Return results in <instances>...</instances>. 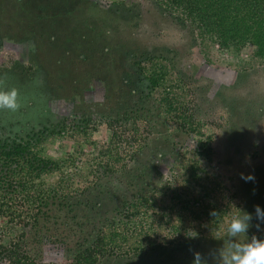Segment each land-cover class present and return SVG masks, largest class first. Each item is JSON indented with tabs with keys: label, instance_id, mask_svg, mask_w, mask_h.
I'll list each match as a JSON object with an SVG mask.
<instances>
[{
	"label": "trees",
	"instance_id": "obj_1",
	"mask_svg": "<svg viewBox=\"0 0 264 264\" xmlns=\"http://www.w3.org/2000/svg\"><path fill=\"white\" fill-rule=\"evenodd\" d=\"M138 1L0 0V86L26 98L15 115L0 109V242L19 233L0 244V264H46L47 242L63 246L72 264H193L195 252L214 264L230 238L203 242L202 220L217 227L224 216L252 213L247 234L231 238L241 242L264 229L255 217L257 205L264 209V89L247 71L264 65V0H145L191 35L187 53L119 37L126 24L143 27ZM200 40L244 68L215 97L192 53ZM87 89L97 95L88 110ZM58 101L80 109L62 116ZM252 102L256 113L245 107ZM101 126L104 144L95 140ZM158 142L169 151L155 155ZM224 189L233 195L220 211L214 196Z\"/></svg>",
	"mask_w": 264,
	"mask_h": 264
},
{
	"label": "rangeland",
	"instance_id": "obj_2",
	"mask_svg": "<svg viewBox=\"0 0 264 264\" xmlns=\"http://www.w3.org/2000/svg\"><path fill=\"white\" fill-rule=\"evenodd\" d=\"M105 1H111V2H119L122 0H105ZM141 0L138 1L140 3V6L138 5V12L142 13V18L141 21H143V27H138L137 30L131 29V31L128 29V26L126 27V22H125V27L124 30L127 29L128 32L125 31V33L121 34L119 37L125 41L127 45L135 46L137 45L139 48H147V45L151 44L152 45H162L164 44L168 48L176 49L177 52H182V53H187L189 51V44L191 41V35L188 34L185 31H182L181 28H178L174 24H172V20L169 22L167 21L166 23V16L164 14H161L157 9L154 10V8L150 7L151 13L149 12V4L145 2H140ZM152 24V31L150 30V25ZM131 26H134L133 22H129ZM166 25V26H165ZM163 31V35L161 37H158L160 31ZM134 31L136 34L130 35V33ZM119 34L117 33V36ZM116 35H113V39H117ZM131 37L133 39H131ZM126 39V40H125ZM136 39V41H135ZM134 40V42L131 44V41ZM130 42V43H129ZM199 48L195 49L193 53V56L200 60L199 62L201 64H204L203 69L204 71V76L207 78L208 84L210 82L209 86V95L215 97L216 94L219 92V90L226 91V87L231 86L235 82V77L237 76L236 74H240L241 70H244L242 68V65H238L236 63V57L231 55V54H225L223 56L218 55L215 50L212 48V46L209 44V42H203L200 40V43L198 42ZM8 47V46H7ZM185 47V48H184ZM8 50H11L15 52L16 57L22 58V53L16 48V47H8ZM184 49V50H180ZM184 51V52H183ZM6 52L3 53L4 57H7ZM178 60V59H177ZM182 59L179 58V61ZM186 60H192L190 59H183L182 61ZM249 68L247 71H251L253 68V72H256L255 78H254V87L253 88H258V89H264V65L261 63H256L253 62L251 66H248ZM259 73V74H258ZM205 81V80H204ZM206 82V81H205ZM251 84V86H253ZM208 93V92H207ZM228 94L227 92H225ZM85 99L87 102V105L84 107L87 108L86 110L90 109V104L95 102L97 99V95L95 92L91 89H87L85 92ZM23 97V96H22ZM26 98H19V100H23ZM75 103V106L73 108V105ZM257 103L252 102L247 104L245 107L249 110L250 113H256L257 111ZM55 110L59 114L63 115H71L75 110H79L80 106L79 104H76V102H63L61 104L55 103ZM83 107V106H82ZM255 110V111H254ZM17 109L13 110L11 112V115H15L17 112ZM234 114V113H233ZM33 115V114H32ZM24 117H21L20 120L23 121ZM217 118H219V121L222 123H227V120L229 119V116L227 115L226 112L222 111L219 115H217ZM232 118V117H231ZM235 118V117H234ZM233 119V118H232ZM225 120V121H224ZM224 125V124H223ZM264 126V124L262 125ZM263 129V128H262ZM213 132H219L217 130V127H214ZM257 134L261 135V141H263V130H260L257 132ZM263 136V137H262ZM72 138V137H71ZM70 140V139H69ZM74 140V139H73ZM96 142L99 144H104L108 141V132L105 126H101L96 138ZM71 141V140H70ZM264 145V142H261V147ZM190 146H197L196 142H190ZM57 146L53 148H49V154L50 156H60L64 150H66V147L63 145V148H56ZM164 148L165 151L168 150V145L164 146L162 142H158L156 144V147L153 146L152 149L155 152V155L159 154V150ZM195 148V147H194ZM158 149V150H156ZM192 150V149H191ZM169 151V150H168ZM85 154L88 157H91V155L94 153V148L89 146L85 149ZM193 158V156H192ZM171 161V160H169ZM159 169L161 172H163L165 175L171 174V169L169 167V163H164V161H160L158 163ZM205 169V167H203ZM209 170V174L214 173L215 174V165H212L210 168H207ZM206 170V169H205ZM205 170H202V173L205 172ZM226 176V175H225ZM224 176V177H225ZM221 179H224L223 177H220ZM225 180V179H224ZM223 181V180H222ZM232 192H227V190H221L220 193L214 196V200L218 201L219 204V210L220 211H226L225 208H222L223 204H226V200L224 199L225 197L232 196ZM240 199V198H239ZM238 204L240 205L239 200L236 202L232 203L234 206L233 210L237 208ZM236 206V208H235ZM231 217L229 216H224L222 221L218 224V226H214L215 224H212L211 220H202L204 223V230H203V235L205 238V241L203 242H208L211 239H219L220 237H228L227 235V226L228 222L230 221ZM7 219H0V228H5L7 227ZM264 225V223H263ZM264 234V229H260V231H256L255 237L259 238L261 234ZM167 233L162 234V238L166 236ZM5 239L0 242L1 245H9L11 241L18 240L19 233L16 230H8L7 234H4ZM249 241V240H245ZM31 245L35 246V244L31 241ZM42 258L43 261L46 264H72L73 262V255H68L65 253V249L63 246L60 244H52L47 242L42 249ZM215 261V262H214ZM214 264H222L221 259H213Z\"/></svg>",
	"mask_w": 264,
	"mask_h": 264
},
{
	"label": "clouds",
	"instance_id": "obj_3",
	"mask_svg": "<svg viewBox=\"0 0 264 264\" xmlns=\"http://www.w3.org/2000/svg\"><path fill=\"white\" fill-rule=\"evenodd\" d=\"M18 107V90L15 88L5 90L0 86V109L15 110ZM241 178L246 180L254 179L251 175L245 177L244 174H241ZM210 214L215 216L217 213L213 210ZM255 217L260 222L256 225L259 230L260 224L264 223V209L259 205L255 207ZM252 219L253 214L243 210L231 217L226 229L230 239L227 247L220 253L222 264H264V240L255 236L247 242L231 239L247 234L249 228L252 227L250 223ZM193 264H203L201 253H194Z\"/></svg>",
	"mask_w": 264,
	"mask_h": 264
},
{
	"label": "flooded vegetation",
	"instance_id": "obj_4",
	"mask_svg": "<svg viewBox=\"0 0 264 264\" xmlns=\"http://www.w3.org/2000/svg\"><path fill=\"white\" fill-rule=\"evenodd\" d=\"M57 103H59V104H61V103H63L62 101H58ZM55 108V107H54ZM73 108H74V105H73Z\"/></svg>",
	"mask_w": 264,
	"mask_h": 264
}]
</instances>
